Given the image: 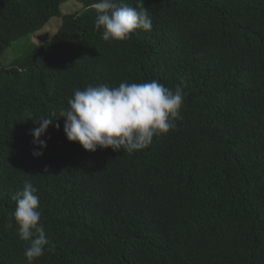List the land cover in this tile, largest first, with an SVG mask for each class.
Here are the masks:
<instances>
[{
	"label": "trees",
	"instance_id": "1",
	"mask_svg": "<svg viewBox=\"0 0 264 264\" xmlns=\"http://www.w3.org/2000/svg\"><path fill=\"white\" fill-rule=\"evenodd\" d=\"M68 1L0 0V264H26L8 226L25 181L48 239L33 264H264V0H142L151 31L112 43L97 0H77L48 41L3 64ZM153 79L183 87L174 130L131 154L67 141L76 89Z\"/></svg>",
	"mask_w": 264,
	"mask_h": 264
},
{
	"label": "clouds",
	"instance_id": "2",
	"mask_svg": "<svg viewBox=\"0 0 264 264\" xmlns=\"http://www.w3.org/2000/svg\"><path fill=\"white\" fill-rule=\"evenodd\" d=\"M133 7L123 0H97L93 7L96 13L94 27L101 30L104 41L122 42L136 30L149 32L152 19L148 9ZM185 92L181 85L175 89L165 87L153 79L144 83L121 82L118 86L99 84L83 90L76 89L62 109L63 132L68 142L78 143L85 151L95 152L97 148L129 154L148 147L153 137L167 134L176 128V121L182 119L181 108ZM31 119V118H29ZM38 125L30 131L32 144L40 149L33 155H42L47 146L41 139L52 119L42 116L31 119ZM59 127V125H57ZM37 189L25 181L23 190L13 196L16 202L9 216V224L18 228V236L27 242L24 251L26 264H33L44 254L48 239L40 223V200Z\"/></svg>",
	"mask_w": 264,
	"mask_h": 264
},
{
	"label": "rangeland",
	"instance_id": "3",
	"mask_svg": "<svg viewBox=\"0 0 264 264\" xmlns=\"http://www.w3.org/2000/svg\"><path fill=\"white\" fill-rule=\"evenodd\" d=\"M82 10V5L78 3L77 0H70L63 3L60 6V14L50 19V21L38 32L29 35L26 38L14 42L8 49L5 50L2 62L4 65L10 64L15 58L22 55V51L25 46L30 44H41L48 41L58 30L61 25V16L65 14H71L75 12H80ZM24 46L23 48H20ZM25 51V50H24Z\"/></svg>",
	"mask_w": 264,
	"mask_h": 264
}]
</instances>
